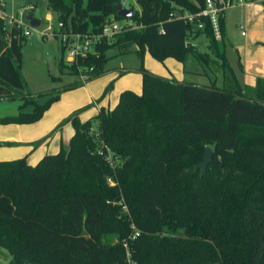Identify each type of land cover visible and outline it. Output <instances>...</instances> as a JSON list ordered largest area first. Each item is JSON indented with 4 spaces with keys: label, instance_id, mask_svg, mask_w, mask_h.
<instances>
[{
    "label": "trees",
    "instance_id": "16d2710c",
    "mask_svg": "<svg viewBox=\"0 0 264 264\" xmlns=\"http://www.w3.org/2000/svg\"><path fill=\"white\" fill-rule=\"evenodd\" d=\"M46 1L69 31L99 33L109 16L137 26L96 44L81 62L93 67L85 81L105 72L109 49L136 47L158 61L217 63L222 85L175 82L140 66L141 93L122 91L112 109L86 121L70 115L74 133L57 153L35 165L0 161L6 264H128L126 247L136 264H264V77L253 89L239 85L225 56L224 17L217 39L207 19L200 29L180 16L205 0H137L131 18L118 13L120 0ZM200 34L208 53L190 41ZM0 35L8 49L1 18ZM61 52L60 69L77 74ZM59 92L30 95L49 97L0 124L39 120ZM206 146L213 156L200 175L194 165Z\"/></svg>",
    "mask_w": 264,
    "mask_h": 264
},
{
    "label": "crops",
    "instance_id": "0c3cea01",
    "mask_svg": "<svg viewBox=\"0 0 264 264\" xmlns=\"http://www.w3.org/2000/svg\"><path fill=\"white\" fill-rule=\"evenodd\" d=\"M224 22L225 56L228 64L239 85L253 89L256 79L264 77V0H248L228 9L224 14ZM6 29L8 49L0 35V117L16 115L22 107V100L13 94L35 96L52 88L60 89V92L39 120L26 124H0V161L24 158L28 164L35 165L44 155L57 153L61 146L68 145L74 133L71 122L66 121L70 115L76 113L80 121H86L96 116L101 109H112L122 91L141 93L142 74L138 70L140 66L171 81L199 85L207 84L185 81L187 74L206 77L212 71L210 64L201 69V63L191 57L185 63L173 57L158 61L147 50L140 57L134 47L132 51L139 56L137 65L125 67L121 62L116 66H108V59L104 64L103 74L87 81L80 80L81 84L76 87L63 89L77 81V76L71 75L72 79H66L70 75H53L46 81L42 91H33L28 83V87L25 85L26 79L20 73V63H17L21 60V47L26 46L29 40L20 36V29L14 22H6ZM40 35L45 42L51 36L44 32ZM201 35L205 34L190 37V41L198 51L208 53V42L200 39ZM23 110L31 111L32 107L26 106Z\"/></svg>",
    "mask_w": 264,
    "mask_h": 264
},
{
    "label": "rangeland",
    "instance_id": "374dc122",
    "mask_svg": "<svg viewBox=\"0 0 264 264\" xmlns=\"http://www.w3.org/2000/svg\"><path fill=\"white\" fill-rule=\"evenodd\" d=\"M4 8L8 17L12 16L17 19L23 20L27 26L31 29V34L26 38L29 40L26 46L21 47V60L17 63H20L19 70L22 76L26 79L25 85L28 86L33 91H42L44 86L46 85V81L49 80L53 75H70L67 78H73V76H77V80L86 79L89 74H84V72L88 73L90 70L87 68L80 67V71L77 66H75L78 70L77 74L70 73L69 67H62L60 69L59 59L62 55L61 52V43L59 36L57 35V18L54 12L47 6L46 0H3ZM0 0V3L3 2ZM121 3L125 7H132L133 9L140 10V7L137 3V0H120ZM30 12L33 13V17L40 19L39 25H33L30 21L26 19L27 14ZM4 25L6 27L7 19L3 20ZM133 24H135L133 22ZM136 28L137 26L134 25ZM8 28L11 26L7 25ZM41 32L49 33L51 36L48 41L45 42L41 39ZM53 34V36H52ZM55 36V37H54ZM200 39L208 42V38L206 35H201ZM203 47V46H202ZM204 48V47H203ZM107 55L109 56L108 66H116L122 62L125 67L137 65L139 63V56L132 50L127 51L125 53L119 52L118 47H113L107 51ZM212 56V55H211ZM221 62L220 60L218 61ZM67 63V62H64ZM69 64V63H67ZM212 71L209 76L206 77H194L192 74H187L185 81H195L197 83H206L216 84L217 86L222 85V74L221 70L218 67V64H210ZM201 69H205V66L199 64ZM187 67V64H186ZM83 74V75H82ZM88 75V76H87ZM27 86V87H28ZM39 89V90H37ZM14 97H19L22 100L23 106H31L33 105L30 101L43 103L48 95L42 97H30L29 94H13ZM95 125L93 126V129ZM211 148V147H210ZM109 158H112V154L109 153ZM114 163H116L117 158L112 159ZM126 210V208L124 209ZM11 260L10 254L3 248L0 247V263L6 264Z\"/></svg>",
    "mask_w": 264,
    "mask_h": 264
},
{
    "label": "built area",
    "instance_id": "2783aa9c",
    "mask_svg": "<svg viewBox=\"0 0 264 264\" xmlns=\"http://www.w3.org/2000/svg\"><path fill=\"white\" fill-rule=\"evenodd\" d=\"M248 0H205V7L196 13L184 12L180 15L182 18H185L186 21L193 23L196 22L197 28H203L205 26V19L211 26L215 38H220V27L219 19L224 17L225 12L237 5H241ZM4 2L0 3V18L2 20L7 19L6 22H14L20 29V35L22 37H27L31 34V29L26 23L20 18L8 17L6 10L4 8ZM5 22V23H6ZM131 19H111L107 22L101 29L99 33H80L73 32L65 29L62 21H57V29L61 46L64 49V61L77 66L80 71L82 67L81 62H84L86 58L90 55L96 54L95 46L102 39L110 41L115 34H118L122 31L135 27ZM243 34V32H242ZM92 70L93 67L90 66L87 68ZM83 75V74H82ZM87 79V77H86ZM82 79V80H86ZM126 259L128 264H136L131 258V254L126 247Z\"/></svg>",
    "mask_w": 264,
    "mask_h": 264
},
{
    "label": "water",
    "instance_id": "95a60500",
    "mask_svg": "<svg viewBox=\"0 0 264 264\" xmlns=\"http://www.w3.org/2000/svg\"><path fill=\"white\" fill-rule=\"evenodd\" d=\"M116 9H117L118 13L121 16H123L124 18H131L133 16V13H134V9L132 7H129V8L125 7L123 5V3H121V2H119L116 5ZM26 19L28 21H30L31 24H33V25H39L40 24V19L34 18L32 12L27 14ZM108 19L109 20L113 19V16H109ZM212 156H213V150L209 146H206L205 147V153H204L202 160L194 165L195 170H197V169L200 170V175L204 174L208 164L212 160Z\"/></svg>",
    "mask_w": 264,
    "mask_h": 264
}]
</instances>
